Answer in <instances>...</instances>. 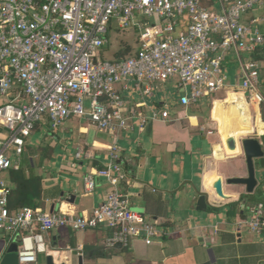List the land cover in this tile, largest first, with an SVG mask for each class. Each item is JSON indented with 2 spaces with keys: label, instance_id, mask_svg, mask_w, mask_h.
I'll return each mask as SVG.
<instances>
[{
  "label": "built area",
  "instance_id": "2783aa9c",
  "mask_svg": "<svg viewBox=\"0 0 264 264\" xmlns=\"http://www.w3.org/2000/svg\"><path fill=\"white\" fill-rule=\"evenodd\" d=\"M264 0H0V241L17 246V264H36L39 255L58 253L44 236L70 228L110 231L106 245L146 246L165 235L156 222L129 207L116 189L118 166L97 175L113 186L104 203L75 216L23 207H8L11 188L3 176L18 168L35 127L50 120L89 118L101 132L129 127L139 118L125 94L130 87L152 97L153 85L173 82L179 103L190 106L224 91L228 76L223 62L231 53L249 52L263 39L242 17ZM133 31L135 47L120 60H105L112 32ZM135 31V33H134ZM235 92L250 105L264 106L262 78L253 61L241 63ZM89 116V117H88ZM150 120L169 119L168 109L152 111ZM204 129L202 128V131ZM212 135L211 130L206 132ZM79 157V154L76 156ZM114 159L116 157L113 156ZM113 170L117 177H113ZM87 191L95 187L91 175ZM264 239V216L236 224Z\"/></svg>",
  "mask_w": 264,
  "mask_h": 264
},
{
  "label": "crops",
  "instance_id": "0c3cea01",
  "mask_svg": "<svg viewBox=\"0 0 264 264\" xmlns=\"http://www.w3.org/2000/svg\"><path fill=\"white\" fill-rule=\"evenodd\" d=\"M241 21L257 30L263 42L249 52L231 53L225 58L227 87L203 99L210 101L208 111L200 104L203 100L195 105H180V92L166 102L165 94L162 99L154 94L144 97L130 87L125 96L130 105L139 106L136 111L146 118L143 127L139 118L131 119L127 129L110 133L99 131L91 123L95 128L91 139L89 118L72 117L59 126L63 135L68 132V124L78 123L79 137H59V127H53L47 119L35 127L31 135L40 136V145L31 147L27 140L18 168L12 171H31L41 178L37 209L75 216L91 213L113 189L107 178L97 174L115 165L124 176L115 186L117 191L126 197L131 209L156 222L165 234L150 246L135 240L128 246L109 247L106 242L110 231L104 227L81 232L56 229L44 236L58 251L53 254L55 264H264V239L235 230L237 223L255 214L264 216V157L254 160L259 184L252 194L246 192L245 186L227 184L228 179L247 176L246 162L240 147L236 154L225 152L219 122L213 114L216 102L240 95L234 104L239 115L233 128L250 130L239 140L254 138L264 152V106L250 105L242 92H235L241 63L250 60L258 66L264 94V3L254 6ZM110 36L107 47L102 49L108 61L115 60L107 55ZM168 83L174 85L165 84ZM164 109H168V120H150L152 111ZM81 121L87 125H79ZM209 130L212 135L206 134ZM217 146L221 158L216 157ZM110 174L119 175L113 170ZM89 175L95 182L92 191H87L84 184ZM3 179L12 192L15 187L9 172ZM217 179H222L225 199L212 188ZM202 196L205 206L199 210ZM8 248L0 241V261Z\"/></svg>",
  "mask_w": 264,
  "mask_h": 264
},
{
  "label": "water",
  "instance_id": "95a60500",
  "mask_svg": "<svg viewBox=\"0 0 264 264\" xmlns=\"http://www.w3.org/2000/svg\"><path fill=\"white\" fill-rule=\"evenodd\" d=\"M225 145L227 149L230 151H235L239 147L242 149L244 157H245L246 168H247L246 177L231 178V179H228L226 183L230 185L245 186L246 192L248 194H252L255 188L259 184V180L257 179V176H256L254 160L262 159L264 157V152L262 150L260 143L258 142V140L254 138H243L240 140L238 139L236 141L233 137H229L225 140ZM212 188L215 191V194L219 198H222V199L226 198L222 192V179H217L215 182H213ZM204 206H205V198L202 196L198 200V209L201 210ZM16 251H17L16 244L15 243L11 244L9 248L7 249L5 255L3 256L2 260L0 261V264H17ZM81 262L82 260L80 258L79 263ZM46 264H55L51 256H47Z\"/></svg>",
  "mask_w": 264,
  "mask_h": 264
},
{
  "label": "rangeland",
  "instance_id": "374dc122",
  "mask_svg": "<svg viewBox=\"0 0 264 264\" xmlns=\"http://www.w3.org/2000/svg\"><path fill=\"white\" fill-rule=\"evenodd\" d=\"M135 33V31H134ZM135 37H136V33L135 35H133V31H118V32H114L113 34H111L110 36V45L109 48L107 49V55L110 56V58H116V54L121 52L122 50L129 48V53L131 52V48L135 47ZM128 53V54H129ZM127 56V54H126ZM105 60H107L106 58H104ZM179 93L178 89L176 88L175 85L168 83V84H160L157 83L155 85H153V94L158 97V95H160V98L162 99L164 94L167 96L166 98H164V100L166 102H169L171 99H173L174 97L177 96V94ZM151 102V101H150ZM209 103L210 101L206 102V100H203L200 102V104L208 111L209 109ZM63 124V123H62ZM81 126H85L87 125V122H80ZM71 126V127H70ZM70 127V129H69ZM78 123L75 124H68L67 125V130L68 132L62 133L63 135H61L59 133V129L60 127L57 129V135H59V137L62 138L66 137V138H71V137H79V133H78ZM95 134V128L93 127V125H91V122H89V134H88V138H92L93 135ZM29 141V145L31 147H37L40 145V136H35V135H31V137L28 139ZM257 173V172H256ZM259 175V174H257ZM37 264H46V257L44 255H39L38 256V262Z\"/></svg>",
  "mask_w": 264,
  "mask_h": 264
},
{
  "label": "trees",
  "instance_id": "16d2710c",
  "mask_svg": "<svg viewBox=\"0 0 264 264\" xmlns=\"http://www.w3.org/2000/svg\"><path fill=\"white\" fill-rule=\"evenodd\" d=\"M129 48L116 54L115 60L123 59L128 55ZM10 181L14 184V190L9 196L8 207L10 210H18L28 207L37 210L39 207V198L41 195V178L34 175L33 172L28 174L20 169L19 171H9Z\"/></svg>",
  "mask_w": 264,
  "mask_h": 264
},
{
  "label": "bare ground",
  "instance_id": "6f19581e",
  "mask_svg": "<svg viewBox=\"0 0 264 264\" xmlns=\"http://www.w3.org/2000/svg\"><path fill=\"white\" fill-rule=\"evenodd\" d=\"M239 96L240 95H233V99L216 102L214 105L213 114L214 118H216L219 122L221 139L223 142H225V140L229 137H233L237 141L240 136H247V134L251 133L250 130L243 129L241 127L236 129L233 128L237 123L239 115L234 106L235 102H238ZM224 150L228 155L236 154L237 151H230L227 147H224ZM215 154L216 157L221 158V152L218 146L215 148Z\"/></svg>",
  "mask_w": 264,
  "mask_h": 264
}]
</instances>
